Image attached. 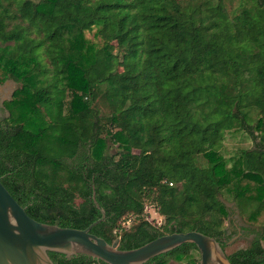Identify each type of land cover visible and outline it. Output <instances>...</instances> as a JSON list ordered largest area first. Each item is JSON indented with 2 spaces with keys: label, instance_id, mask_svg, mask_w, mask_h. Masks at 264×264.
I'll use <instances>...</instances> for the list:
<instances>
[{
  "label": "trees",
  "instance_id": "16d2710c",
  "mask_svg": "<svg viewBox=\"0 0 264 264\" xmlns=\"http://www.w3.org/2000/svg\"><path fill=\"white\" fill-rule=\"evenodd\" d=\"M231 1L0 0V82L18 84L0 120V180L29 216L84 228L100 216L94 190L106 217L90 231L122 249L189 230L224 248L236 230L223 226L222 189L253 212L264 204V0ZM232 129L253 147L227 167L218 151ZM226 255L260 264L264 246L255 235Z\"/></svg>",
  "mask_w": 264,
  "mask_h": 264
},
{
  "label": "water",
  "instance_id": "95a60500",
  "mask_svg": "<svg viewBox=\"0 0 264 264\" xmlns=\"http://www.w3.org/2000/svg\"><path fill=\"white\" fill-rule=\"evenodd\" d=\"M92 199L100 211L96 220L84 228L60 226L29 216L0 180V264H55L48 252L86 255L105 264H144L186 242L198 250V264H232L218 239L197 230L165 233L129 249L120 248L118 239L109 243L90 231L106 217L94 190Z\"/></svg>",
  "mask_w": 264,
  "mask_h": 264
},
{
  "label": "rangeland",
  "instance_id": "374dc122",
  "mask_svg": "<svg viewBox=\"0 0 264 264\" xmlns=\"http://www.w3.org/2000/svg\"><path fill=\"white\" fill-rule=\"evenodd\" d=\"M239 0H232L228 3L229 6L235 7ZM18 84L12 79H7L0 82V115L7 116L8 111L4 107V102L11 98L13 90ZM48 117L53 118L54 114L48 112ZM115 148V146H113ZM253 147L251 138L240 129L226 130L223 132L221 144L219 146V153L223 156L225 164L230 167L235 162L238 153L242 149ZM114 149H111L113 151ZM199 164H205L204 157L199 154L197 156ZM220 200L226 206L228 213L223 220L224 228L232 232L235 228L236 232L225 241L224 251L230 253L238 248H244L249 245L250 240L258 235L261 243L264 246V204L255 212L256 202L246 199H236L228 188H223L220 195ZM77 202L79 199L76 200ZM155 206L145 205V218L154 227L162 228V224H156L155 218L162 217L154 210ZM137 217L129 215L119 222V227L115 230V235L121 233L124 229H129L135 222ZM162 220H164L162 218ZM199 252L197 249H191L188 254L181 255L180 258L175 255H168L166 257L167 264H198Z\"/></svg>",
  "mask_w": 264,
  "mask_h": 264
},
{
  "label": "built area",
  "instance_id": "2783aa9c",
  "mask_svg": "<svg viewBox=\"0 0 264 264\" xmlns=\"http://www.w3.org/2000/svg\"><path fill=\"white\" fill-rule=\"evenodd\" d=\"M154 210H155V209H154ZM160 216H161V215H160ZM155 220H156V224H158V225L163 224L162 217H157V218H155ZM91 264H105V263L94 261V262H92Z\"/></svg>",
  "mask_w": 264,
  "mask_h": 264
},
{
  "label": "flooded vegetation",
  "instance_id": "af4514ba",
  "mask_svg": "<svg viewBox=\"0 0 264 264\" xmlns=\"http://www.w3.org/2000/svg\"><path fill=\"white\" fill-rule=\"evenodd\" d=\"M3 118H4V116L0 115V120H3ZM74 256H77V255H74ZM68 259H70V257Z\"/></svg>",
  "mask_w": 264,
  "mask_h": 264
}]
</instances>
